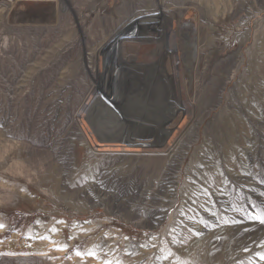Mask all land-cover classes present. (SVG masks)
<instances>
[{"label":"rangeland","instance_id":"1","mask_svg":"<svg viewBox=\"0 0 264 264\" xmlns=\"http://www.w3.org/2000/svg\"><path fill=\"white\" fill-rule=\"evenodd\" d=\"M138 1L122 19L123 6ZM61 5L0 0V264H199L206 249L209 264H264L256 255L264 254L257 247L264 225L240 211L249 207L248 188L264 189L257 183L264 179V0H166L167 44L177 54L164 53L157 26H144L149 41H123L121 58L142 69L164 61L179 109L162 124L166 138L154 134L163 122L148 107L170 102L166 91L148 103L126 90L123 104L110 108L93 79L126 20L152 8L145 0H70L66 12ZM131 122L142 125L130 137L159 144L125 143L121 132ZM144 157L151 160L145 171ZM232 219L242 222L224 225ZM37 234L55 243L27 239ZM63 244L68 251L55 250ZM76 246L99 247V259L82 260L72 254Z\"/></svg>","mask_w":264,"mask_h":264},{"label":"bare ground","instance_id":"2","mask_svg":"<svg viewBox=\"0 0 264 264\" xmlns=\"http://www.w3.org/2000/svg\"><path fill=\"white\" fill-rule=\"evenodd\" d=\"M58 1H60V4H62L61 5V7H62L61 11L66 12L68 9L69 10L72 9L70 6V0H58ZM145 1H146L145 7H147V8L151 7L152 13L149 15H146V16L133 15L126 20V24L117 33L116 37L113 40L114 42L112 43V45H109V49L107 51H105V53L103 54L104 66H105V67H103V71L100 72V74L97 77L95 75H93V79L98 83L100 92H105V94L110 95V97H111V99L109 101V107L110 108H114L115 107L114 105L123 104L124 93L126 90L130 93H140L142 95L144 94L145 100L148 103H149L148 99H150V102L152 100L159 101L161 99L160 97H162L164 95V92L166 91L167 92L166 97L170 98V102L167 100L165 103L159 104V107H157V105H155V106H152V105L149 106L148 105L150 110L156 108L155 111L153 110L154 112L152 114L154 117H156L157 119L159 118V119L155 120V121H162L163 122V123H161V127H157V128L154 127L153 128L154 134L156 136H158L159 138H162V137L166 138L169 135V130L166 127L162 126V124H168V122H165V121H172V119L177 115V112L179 109L177 107L178 104H176L173 101L172 94L170 93L169 78H167L166 74H164V73H166V69L164 67V61L161 59L160 61H162V62H159L158 64H156L152 67H146V68L142 69L140 66H137L134 63L133 59H130V58H128L129 60L122 59L121 53H120V48L122 47L123 41H125V40H127V41H135L136 40L139 43L149 41L148 36H147L148 31H146L145 27H144L146 24L151 25V26H157L156 30L160 32V36H158L159 37L158 39H159L160 43H162V45H163L164 53H168V54H177L178 53L177 48L171 50L167 44L168 33L165 31V25L168 24V22L173 18V16L170 13H167V9L165 8L166 0H145ZM171 1L173 2L176 0H170V2ZM123 7H124V9L121 12V16H122L121 18L122 19L124 17H127L128 14L130 13L129 8H131V9L139 8L140 2L138 1L137 3H133V4L132 3L131 4L126 3ZM98 21H99L98 27L100 28V33H103L104 23H102L99 20V18H98ZM108 23L110 25L111 21H109ZM133 30L135 31V33L133 34V36H130V34L132 33ZM186 35H187L186 37L188 39L187 44L191 45L193 48L196 47L197 53H198V44L196 43L195 39H192V37L194 35L193 36L189 35V32ZM101 37L103 39H105L107 37V35L101 34ZM92 40H94L93 36H92ZM103 50H104V48H103ZM185 50L191 51V52L187 53L189 56L192 55V53L194 54L192 49H189L188 47L185 48ZM101 52H102V49L100 51L99 56H101ZM95 55L98 56V54H96V53H95ZM167 76H168V74H167ZM100 102H101V100H100ZM150 116H152V115H150ZM134 121H144L145 122L146 120L135 119ZM137 125H142V124L137 123V122H133V123L131 122L128 124V126H126L122 130L121 135H124L125 137H127L126 139L124 138L125 143H127L131 147H144V148L149 147V146L150 147L155 146V145L159 144V142H158V144H157V142L150 144L151 143L150 141L137 142L132 137H130V133H132L131 129L136 127ZM159 125H160V123H158V126ZM121 137H123V136H121ZM111 157L113 159H117V158H115L117 156L111 155ZM111 157H110V159H111ZM130 158H131L130 156L125 155L124 161L127 162V161H129ZM138 160L141 164L142 170L145 171L147 169L148 165L150 164L151 160H149L148 158H145V157L139 158ZM121 172L126 173L127 170L123 169V166L120 165L119 166V173H121ZM56 173H57V171H56ZM90 176H92V173L90 174ZM57 182H58V180L56 179L55 184H57ZM79 189H81V186ZM67 200L69 202H72V201L75 202V200H72L71 197H70V199H67ZM71 206L74 208L75 212L79 211L78 207H75L76 205H74V203ZM76 216H79V215L76 214ZM90 249L95 251L99 255V253H100L99 247L92 246ZM207 251H208V249H206L205 254L203 253V255H202L203 257H200L202 259H199L197 261V262L202 261L199 264H209L210 259H209V256L207 254ZM36 252H34V253H36Z\"/></svg>","mask_w":264,"mask_h":264},{"label":"snow or ice","instance_id":"3","mask_svg":"<svg viewBox=\"0 0 264 264\" xmlns=\"http://www.w3.org/2000/svg\"><path fill=\"white\" fill-rule=\"evenodd\" d=\"M241 154L243 155V153H241ZM199 167L203 168L204 165L201 164V165H199ZM220 176L224 177V173L220 172ZM192 183H196V180L194 179L192 181ZM227 183H228V181H227L226 178H223L221 180V185L222 186L217 189V191L221 195H223L224 190H225L224 186H226ZM257 183L260 184V185H264V179L258 180ZM201 191L204 192L206 197L210 199L211 193L208 192L207 189L203 187V185L201 186ZM248 192L252 194V195H249L248 198H247V202H248L249 207L244 208L242 206V208L240 209V211L242 212V215H243V219L247 220V221H250V222H258L259 224L264 225V204L257 203V201L255 199H253V195H256V196L260 197L262 200H264V189H261V190L257 191V189H255V188H248ZM193 202H195V201H193ZM201 207H205L207 209V205H202ZM189 210H192L191 207H189ZM217 214L218 213H216V212H210V215H213V216H215ZM181 215H184L183 211L181 212ZM193 222L194 223H200L203 227H207V225H208V222L205 221V220H200V221H195L194 220ZM241 222L242 221H240V220L232 219V220H225L223 223H224V225L231 226V225H235V224H238V223H241ZM37 223H39V221H37ZM61 223H65V221H63V220H57L56 221V224H61ZM85 223H89V221L86 220ZM3 227H4V225L0 224V229H2ZM174 230L175 229H170V232L174 231ZM209 230H211V229H209ZM49 231L52 232L53 234H55L58 231V229L56 227H52V228L49 229ZM188 231L193 233V235H195L197 237H200V236L203 235L202 232H198V231H196L193 228H189ZM152 238H154V237H152ZM27 239H30V240H33V239L48 240L50 243H55L47 235L41 236V235L37 234L36 236H29V237H27ZM68 239H73V237L69 236ZM124 239L127 240V239H129V237L125 236ZM215 239L219 240L220 237H216ZM172 242L175 244L176 243V238H173ZM0 243H3V240H0ZM139 246L142 247V248L146 247V245L143 244V243L140 244ZM261 246H264V241H260V243L257 244V247H261ZM55 250L56 251H68L66 244L58 245L55 248ZM249 250L250 249L248 247H246L244 249V251H249ZM72 254H74L77 257H80L82 260H84L86 258L99 259V257L97 256V253L95 251H93L91 249H89L87 251H82L79 246H76V248L73 249ZM3 255H6V253H0V256H3ZM173 255L174 254L171 251H169L167 253V255H164L163 257H160V259L168 260L169 257H172ZM256 255L258 256V258L261 261H264V254L256 253ZM66 258L70 259L71 255H69ZM103 264H111V261L110 260H104ZM173 264H175V261H173Z\"/></svg>","mask_w":264,"mask_h":264},{"label":"built area","instance_id":"4","mask_svg":"<svg viewBox=\"0 0 264 264\" xmlns=\"http://www.w3.org/2000/svg\"><path fill=\"white\" fill-rule=\"evenodd\" d=\"M135 33V32H134ZM133 32L130 34V36H133V34H134ZM135 38V37H134Z\"/></svg>","mask_w":264,"mask_h":264}]
</instances>
